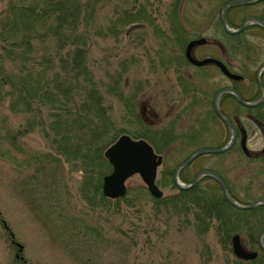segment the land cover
Returning <instances> with one entry per match:
<instances>
[{
    "label": "rangeland",
    "instance_id": "rangeland-1",
    "mask_svg": "<svg viewBox=\"0 0 264 264\" xmlns=\"http://www.w3.org/2000/svg\"><path fill=\"white\" fill-rule=\"evenodd\" d=\"M10 1L0 0V22ZM218 1L79 0V21L86 22L89 30L87 41L81 42L82 52L77 51L83 66L68 85L55 87L52 78L50 95L69 106L70 101L80 102L84 90L97 97L100 113L108 120L105 132L103 128L93 136L97 150L86 148V130L80 123H65L72 116L67 112L71 107L59 105L57 100L52 106V97L48 99V114L38 104L37 109L31 107L33 114L39 108L48 115V126L37 122L31 131L9 138L10 131L25 123L32 111L13 99L11 86L0 90V264H264V250L257 243L264 228L263 205L230 208L236 207L225 199L219 182L206 176L188 188L191 195L182 194L188 189L178 188L171 176L173 168L197 148L220 146L229 137L224 122L212 115L210 98L233 79L213 68L205 72L183 63L182 58L188 39L222 32L211 14ZM240 1L238 4L245 6L244 14L264 11V5H253L261 0ZM232 23L227 28L233 33L242 30L243 23L236 30L238 22ZM32 35L22 46L0 38L4 73L16 72L19 58L36 67L44 52L56 56L74 48L70 37L59 41ZM259 36L247 40L251 44L248 52L254 54L226 58L231 70L244 76V96L240 98L245 102H255L262 95L254 78L264 64V37ZM218 40L222 42L220 37ZM6 49L26 54L6 57ZM200 50L208 48H196L197 57H201ZM182 81L186 89H182ZM259 81L264 86V68ZM189 90H196L194 103H190ZM67 93L72 97L66 99ZM180 97L186 98L189 108L183 111L179 104L166 115L168 101ZM230 98L223 100L226 109L232 107L228 102L243 108L244 113L239 115L247 130V147L260 150L264 138L245 113L255 114L264 122V100L247 106ZM144 102L169 117L147 128L140 113ZM163 124H167L170 136L165 137L166 143L161 133ZM120 134L145 138L157 152L169 146L155 180L163 192L162 201H155L160 198L149 193L137 174L126 180L123 196L108 198L101 194L102 177L93 154L99 150L103 155ZM200 167L220 175L227 193L238 203L249 204L264 197V155L249 158L235 147L216 154L202 153L179 170V182L190 184V173ZM99 181L96 190L93 183ZM233 234L240 235L250 250H258L259 256L252 260L237 258L231 248Z\"/></svg>",
    "mask_w": 264,
    "mask_h": 264
},
{
    "label": "trees",
    "instance_id": "trees-1",
    "mask_svg": "<svg viewBox=\"0 0 264 264\" xmlns=\"http://www.w3.org/2000/svg\"><path fill=\"white\" fill-rule=\"evenodd\" d=\"M78 3L79 0L10 1L6 15L4 16L3 21L0 22L1 39L6 40L7 42L10 41V45L12 43L11 41L15 40L16 43L22 46L23 43H26V40L29 42V37L32 34V36L35 34L42 39L45 37V35L50 36L51 38H59L57 39L59 41L69 40L70 37L72 38L71 41L74 43V48L71 49V51L66 50L63 54L58 53L56 56H52L49 55L48 52H44L42 54V60L39 61V64H37L36 67L29 66L26 63L25 58H19L21 63L19 64L20 66L17 71L10 73L8 72V74L2 71L3 65L0 66V90L2 88L3 90L7 89L11 86L13 99H15V101L20 105L27 107L25 108L26 110L29 109L27 111H32V115L29 116L28 120H25V123H22L18 129L10 131V134H8L9 138L12 139L13 137V139H16L26 131H31L37 122L48 126V115H43L46 110V113L48 114V103H50L48 99H51L52 97V106L56 105L53 103L55 100H57L55 96L50 95V93L52 94L50 90V81H52V78L54 79L55 83L57 84L55 87L61 86L65 83L68 85L69 81H72L74 78V74L79 72V70L82 68L83 64L79 63L78 61L79 56L77 51L82 52L81 46L83 41L86 40L85 37H88L86 33L89 30L86 28V22L82 23L79 21ZM80 25L83 26L79 27ZM4 53L6 54V57H10L13 53L17 54L18 56L20 55V57H23V54H26L25 52L20 51H7V49ZM54 59L57 64L53 61ZM55 67L58 68V70H56ZM49 73H52L53 76L50 77ZM64 97L69 99L72 96L67 93L64 94ZM56 103H61L59 105L62 106L65 105L71 107V109L69 108L67 112L70 111L72 116L65 119V123L68 126H73L74 124L80 123L83 129L86 130L84 133L85 135L83 134L84 140H86V143H88L86 144V148L89 150H94L95 148L97 150L99 147L96 141H93V136L96 135L98 130H103L104 128L103 131L105 132V130L108 128V120L100 113L102 110L99 109L100 105L98 103L97 97L92 92L84 90L80 102H76L75 100L70 101L71 106H69L67 102L63 104L59 100H57ZM37 104L40 108L42 107L45 112L38 108L36 113L33 114L34 112L31 107L34 106L37 109ZM37 113L40 114L36 116ZM11 141L13 142V140ZM16 143L18 142L16 141ZM72 146L77 148L78 144H72ZM18 147L20 148L21 145L19 144ZM93 155L98 159V172L102 177L111 170L110 165L103 158L102 153H99V150L95 151ZM99 184L100 181L99 183H93V186L96 188V190H99ZM190 190L192 189H188V192H184L182 194L191 195L189 193ZM100 197L101 199L110 202L109 199L103 198L102 195H100ZM155 201L159 202L162 200L160 198L155 199ZM230 208L237 210V208L234 207Z\"/></svg>",
    "mask_w": 264,
    "mask_h": 264
},
{
    "label": "flooded vegetation",
    "instance_id": "flooded-vegetation-1",
    "mask_svg": "<svg viewBox=\"0 0 264 264\" xmlns=\"http://www.w3.org/2000/svg\"><path fill=\"white\" fill-rule=\"evenodd\" d=\"M234 0H227L226 2H224L223 0L221 1H218L216 2L214 5H213V8H212V11H211V14L213 15V18L215 19V21L219 24L220 28H221V31L220 33L218 32H215L212 34V36H198V37H194V38H191V39H188L184 45V50H183V53H182V58L184 59L183 60V63L185 62L186 64L188 65H192L196 68H200V69H203L205 72L207 71V68H210V69H215L218 71V73L224 77H226L227 79H229L228 76H226L220 69V67H218L217 65L213 64V63H207V64H204V65H196L194 64L193 62H191L187 56H186V49H187V45L190 41L192 40H201L200 43H195L194 45H192L190 47V50H189V53H190V56L193 58V59H196V60H201V59H204V58H215L217 59L218 61H220L226 68L228 71H230L231 73H234V74H237V75H240L241 78L239 80H236V79H233V80H229V82H227L226 85L220 87L219 89L215 90L213 93V95L211 96L210 98V109L212 111V115L213 114H216V116L218 118H220V116L217 114V112L215 111L214 109V98L216 96V94L218 92H220L221 90L223 89H226V88H231L233 89L240 97L244 96V91H243V83H244V76L243 74H239L238 72H234L232 71V67H229L228 66V61L226 60V58L228 56H247V55H252L254 54L253 52H248L250 51L251 49L249 48L251 46L250 42H248L247 40L248 39H254V38H258L259 35H261L262 37H264V29L261 27L260 24H258L257 22H254L252 20H248L244 23L243 25V28L240 32L238 33H233V32H228L225 30L224 26H223V21H222V18L224 19V22L226 24V26L233 24L232 22L234 21L235 23H237L236 25V29H238L242 23L249 17H252V18H256L260 21H262L264 23V11L263 12H260V13H248V14H244L243 11H242V6H240L238 4V2H233L231 4H229L228 6L225 7L224 10H222L223 6L226 4V3H230ZM237 3V4H235ZM253 5H256L258 7H260L261 5H264V0H261L258 2V4H253ZM216 10V11H215ZM222 17V18H221ZM229 28V26H228ZM231 29H234L232 27H230ZM249 32V33H248ZM182 34V33H181ZM219 36L220 39L222 40V42H218L219 40ZM260 37V36H259ZM250 39V40H251ZM231 42V43H228V42ZM229 45L230 48H229ZM243 46V48H242ZM248 46V47H247ZM200 47H206L208 48V50L206 51H201V57H197L194 53V51L196 50V48H200ZM210 47H213V49H211ZM263 64V63H262ZM237 70V69H236ZM256 73V72H255ZM255 73H254V78H255ZM191 73L189 72L188 73V77H190ZM180 79L183 80L182 77L179 76ZM183 83H181L183 85L182 89L185 88L186 89V86L184 87V85L186 84L184 81H182ZM257 83V82H256ZM260 87V86H259ZM191 94V102L190 103H194V95H195V91H187ZM232 95V97H226V95ZM200 96H202V92L199 93ZM200 98V97H199ZM229 98L231 100H238L236 95L232 92H228V91H225L223 93H220L219 96H218V99H217V107H218V110L220 111V113L226 117V119L229 121L230 125L232 128L235 129L236 131V135H235V138H234V141L232 142V144L230 145V147L228 149H226L225 151H228L229 149L235 147L238 151L241 152L242 156H247L249 158H260L264 155V144L262 146V148L260 150H250V153L251 155H246L243 151V147H242V144H241V138H242V133H241V129H244V133H245V145L247 144V130L244 126V123L242 122V120H240L241 116L240 117V113L239 112H243V108H241L240 106H238L237 104H234L232 102H228L230 103V105L232 106L229 111V109H226L228 108L227 104L223 103V100H229ZM201 100H203L202 98H200ZM193 100V101H192ZM227 100V101H228ZM226 101V103H227ZM230 101V100H229ZM189 102H186V98H172L171 101L169 100L168 101V106L169 108L166 110V115H171V113L174 111V108H176V106H178L179 104L183 105L181 107V109L184 110H187V108H189V105H190ZM205 104V103H204ZM207 105V103H206ZM225 106H227L225 108ZM140 110H141V115H142V118L146 124V127L147 128H151L152 126H156V124H159V123H163L162 121L164 120L163 118H166V117H169V116H164L161 115L159 112L155 111L154 108H152L148 103H142L141 107H140ZM237 111L236 113H234L233 111ZM206 113L208 115H210V112L209 110L206 111ZM244 113V112H243ZM179 116V115H178ZM177 116V118H178ZM211 116V115H210ZM245 116L246 118L253 122L257 128L259 129L258 125H257V122H260L262 127H264V122L263 120L255 115V114H251V113H245ZM222 120V118H220ZM174 120V118H173ZM223 121V120H222ZM224 122V121H223ZM225 124V127L227 128V130L229 131V137L227 139V141L220 145V146H205V147H199L197 148L196 150L198 149H201V148H220V147H223L229 140H230V137H231V130H230V127L224 122ZM167 124H163L161 127H162V130H161V133L163 135V140L165 139V137H169L170 136L167 134L168 132V128L166 126ZM260 131V129H259ZM261 132V131H260ZM168 138V139H169ZM144 139L147 143H149L151 145V147L153 148V150L159 154L161 156V163L159 165V167L163 164L164 160H165V155L167 153V151L170 149L168 145H164L163 148H165L166 146V150L165 151H161V152H157L156 149L154 148V146L152 145V143H150L147 139L145 138H142ZM164 143H166V139L164 140ZM172 145V144H170ZM247 146V145H246ZM195 150V151H196ZM194 151V152H195ZM224 152V151H223ZM205 153H210V154H216V153H212V152H205ZM191 155V154H190ZM199 156V155H198ZM197 156V157H198ZM188 157V156H187ZM195 159V158H194ZM179 164V163H178ZM177 164V165H178ZM177 165L173 168V171L171 173V176L173 177V172L175 170V168L177 167ZM185 166V165H184ZM202 171H212L210 169H207V168H204V167H200L198 168V170H194L193 173H190V175L192 176L191 177V180L193 181L194 178L197 176L198 173L202 172ZM213 172V171H212ZM180 173V172H179ZM216 173V172H214ZM180 175V174H179ZM218 175V174H217ZM206 176V177H205ZM220 176V175H218ZM212 178L214 179V177L208 175V174H204L202 176H200L198 178V180L196 181V184L199 180L203 179V178ZM220 178L222 179V177L220 176ZM224 180V179H222ZM224 182V181H223ZM225 184V183H224ZM194 186V185H193ZM258 199H264V197H257L256 199H254L253 201L255 200H258ZM252 201V202H253ZM264 206V203H259L257 205H255L254 207H252V209L255 207H258V206ZM264 227V226H263ZM232 237V236H231ZM231 237H230V242H231ZM239 238H240V241L243 245V247L247 250H250L249 248L246 247V244L243 240V238L240 237L239 235ZM257 243H258V246H259V242H258V237H257ZM259 256V253H258V250H256V256L253 258H257ZM252 260V259H251Z\"/></svg>",
    "mask_w": 264,
    "mask_h": 264
},
{
    "label": "water",
    "instance_id": "water-1",
    "mask_svg": "<svg viewBox=\"0 0 264 264\" xmlns=\"http://www.w3.org/2000/svg\"><path fill=\"white\" fill-rule=\"evenodd\" d=\"M254 1H259V0H254ZM233 2H241V1L240 0H234L230 3H226L223 6L222 10H224L226 6H228L229 4H231ZM250 2H253V1H249L248 3H250ZM248 20H252L254 22H257L264 29V23L262 21L256 19V18H252V17L247 18L243 22V25ZM222 21H223V26H224L225 30L228 32H233L232 30L227 28L223 18H222ZM200 42H201V40H192L187 45L186 56L191 62H193L196 65H204L207 63H213V64L217 65L218 67H220L221 71L226 76H228L230 79H236L237 80V79L241 78L240 75H237V74H234V73H231L230 71H228L227 68L220 61H218L215 58L208 57V58H204L201 60L193 59L189 53L190 47L192 45H194L195 43H200ZM263 68H264V64H261V66L258 68V70L256 71V74H255L257 82L259 83V85L261 86V89H262V95H261L259 100L255 101V102H245L231 88L223 89L216 94V96L214 98V108H215L217 114L220 116V118H222V120L230 127V130H231L230 140L223 147H220V148H201V149H198L195 152H193L191 155H189L188 158H186L184 161H182L179 165H177V167L175 168V170L173 172V180H174L175 185L178 188L188 189L196 183V181L198 180V178L200 176H202L204 174H208V175L214 177L219 182L225 199L231 205L235 206L236 208H240V209H246L247 208V209H249V208H252L259 203H264V199H258V200H255V201L249 203V204L238 203L237 201L232 199V197H230V195L227 193L225 184H224L223 180L220 178V176H218L216 173H214L212 171H202V172L198 173L197 176L194 178V180L190 184L183 185L178 181L179 170L184 165H186L187 163L192 161L194 158H196L198 155L205 153V152H212V153L223 152L230 147V145L234 141L236 131L234 128L231 127V125H230L229 121L226 119V117H224L220 113V111L218 110V107H217L218 96L221 92L228 91V92L234 93L236 95L237 99L241 103H243L247 106H255L257 104L262 103V101L264 100V86L259 81V76H260V72ZM257 125L261 131L263 138H264V127H262L260 122H257ZM241 133H242L241 144L243 147V151L246 155H251L249 149L245 145L244 129H241ZM103 156L105 157V159L107 160V162L111 166L110 172H108L102 176L101 194L103 196L108 197V198H118V197L123 196L126 192V180L130 176H132L133 174L139 175L143 184L146 186L147 190L149 191V193L153 197L160 198L163 196L162 190L158 187V185L156 184V181H155L157 168L161 163V156L159 154H157L153 150L151 145L149 143H147L144 139L133 138L128 134H120L115 139V141H113L110 145H108L105 148V150L103 151ZM263 236H264V228L261 230V232L259 233V236H258L259 245L264 250V246L262 244ZM19 248H21L20 245H19ZM231 248H232L233 254L237 258H240V259H253L256 256L255 251L247 250L243 247L238 234L232 235V237H231Z\"/></svg>",
    "mask_w": 264,
    "mask_h": 264
},
{
    "label": "bare ground",
    "instance_id": "bare-ground-1",
    "mask_svg": "<svg viewBox=\"0 0 264 264\" xmlns=\"http://www.w3.org/2000/svg\"><path fill=\"white\" fill-rule=\"evenodd\" d=\"M178 181H179V179H178Z\"/></svg>",
    "mask_w": 264,
    "mask_h": 264
}]
</instances>
